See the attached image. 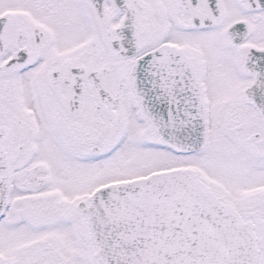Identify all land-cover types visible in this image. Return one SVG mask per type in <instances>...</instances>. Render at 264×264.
Listing matches in <instances>:
<instances>
[{"label":"snow or ice","instance_id":"obj_1","mask_svg":"<svg viewBox=\"0 0 264 264\" xmlns=\"http://www.w3.org/2000/svg\"><path fill=\"white\" fill-rule=\"evenodd\" d=\"M0 264H264V0H0Z\"/></svg>","mask_w":264,"mask_h":264}]
</instances>
